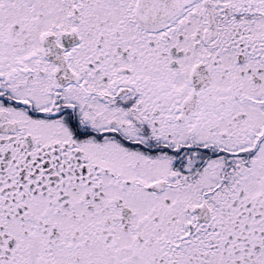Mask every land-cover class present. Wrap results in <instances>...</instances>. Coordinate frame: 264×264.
Here are the masks:
<instances>
[{"label":"snow or ice","instance_id":"6c2138e0","mask_svg":"<svg viewBox=\"0 0 264 264\" xmlns=\"http://www.w3.org/2000/svg\"><path fill=\"white\" fill-rule=\"evenodd\" d=\"M0 264H264V0H0Z\"/></svg>","mask_w":264,"mask_h":264}]
</instances>
